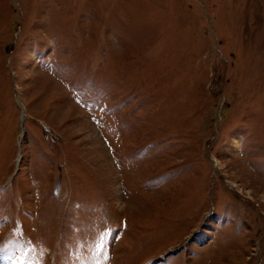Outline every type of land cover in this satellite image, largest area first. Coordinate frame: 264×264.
I'll list each match as a JSON object with an SVG mask.
<instances>
[{
  "label": "rangeland",
  "instance_id": "rangeland-1",
  "mask_svg": "<svg viewBox=\"0 0 264 264\" xmlns=\"http://www.w3.org/2000/svg\"><path fill=\"white\" fill-rule=\"evenodd\" d=\"M0 264H264V0H0Z\"/></svg>",
  "mask_w": 264,
  "mask_h": 264
}]
</instances>
